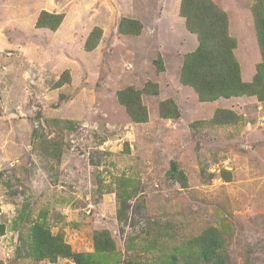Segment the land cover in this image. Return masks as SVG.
<instances>
[{
	"label": "rangeland",
	"instance_id": "374dc122",
	"mask_svg": "<svg viewBox=\"0 0 264 264\" xmlns=\"http://www.w3.org/2000/svg\"><path fill=\"white\" fill-rule=\"evenodd\" d=\"M206 1L251 81L264 64L251 10L261 0ZM180 2L0 0V264H75L31 256L36 225L73 253L110 238L99 264H264V101H201L181 85L199 43ZM42 12L63 15L55 31L37 27ZM122 19L134 21L123 33ZM168 100L177 118L161 117ZM202 237L218 248L199 249Z\"/></svg>",
	"mask_w": 264,
	"mask_h": 264
},
{
	"label": "trees",
	"instance_id": "16d2710c",
	"mask_svg": "<svg viewBox=\"0 0 264 264\" xmlns=\"http://www.w3.org/2000/svg\"><path fill=\"white\" fill-rule=\"evenodd\" d=\"M261 1L258 5L253 4L251 10L255 35L261 53L264 55V5ZM179 15L185 19L187 30L197 36L199 43L195 51L184 56L180 71L181 85L192 87L201 101L214 102L240 97H256L258 101H264V64L258 65V74L253 76L251 81H243L238 64L232 55V50L236 46L235 40L227 36V18L223 11L214 3L206 0H181ZM62 20L63 15L61 14L42 12L37 18L36 25L39 28L55 31ZM123 21L134 25V21L122 19L119 27V31L122 33L126 32ZM99 36V31H92L85 43L86 51L94 49ZM159 71H163L161 66H159ZM132 92L134 91L131 90ZM117 95L118 102L125 107L129 117L136 122L141 121L140 116H144L145 110L143 107L137 106L135 97H132L131 101L128 94L117 93ZM165 105H169L171 113L165 110ZM218 113L226 117L221 118L226 122L231 118L229 115L232 114L230 111H227L229 115L222 114L223 111H218ZM160 115L164 119L177 118L179 113L175 103L172 100L163 103ZM144 119L146 120V116L143 117ZM168 175L173 180L179 179L175 162H171ZM32 230L31 249L34 252L30 251V254L31 256L34 254L37 260L55 261L61 257L72 259L75 264H99L97 258H102L105 248L103 243H110V238L104 241L97 240L95 242L96 253H73L60 238L52 236L47 227L36 225ZM3 233V226L0 225V236ZM200 240L202 244H196V246L203 251H207L209 248H218V246H213L217 245L216 243H210L212 244L210 247L203 237ZM190 247H194L193 244H190ZM170 258L175 261L176 254L172 253ZM125 264L133 263L125 262Z\"/></svg>",
	"mask_w": 264,
	"mask_h": 264
}]
</instances>
